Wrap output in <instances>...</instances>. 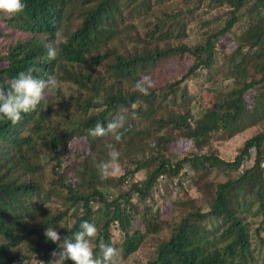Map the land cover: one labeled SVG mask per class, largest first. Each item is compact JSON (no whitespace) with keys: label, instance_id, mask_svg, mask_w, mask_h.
Listing matches in <instances>:
<instances>
[{"label":"trees","instance_id":"trees-1","mask_svg":"<svg viewBox=\"0 0 264 264\" xmlns=\"http://www.w3.org/2000/svg\"><path fill=\"white\" fill-rule=\"evenodd\" d=\"M23 2L0 14V87L33 65L61 86L0 121V264H52L45 228L63 239L83 220L119 264H264V0ZM57 31L68 42L49 61ZM121 113L120 142L89 135ZM252 127L233 158L214 147ZM107 143L120 157L101 180Z\"/></svg>","mask_w":264,"mask_h":264},{"label":"clouds","instance_id":"clouds-1","mask_svg":"<svg viewBox=\"0 0 264 264\" xmlns=\"http://www.w3.org/2000/svg\"><path fill=\"white\" fill-rule=\"evenodd\" d=\"M25 8L26 4L23 0H0V14H4L9 19L21 14ZM67 42L68 37L57 31L53 42L45 45L47 59L49 61L56 59V43L67 44ZM39 71L36 66H29L26 71H20L15 78L9 80L7 88L0 87V121L11 122L12 125L18 124L22 119V113L32 112L42 102L47 103V95L60 88L59 81L53 76L42 78L33 75ZM152 87L154 84L150 76L145 75L135 83L134 90L147 96L150 95ZM127 120V114L121 113L109 121L106 126L97 122L88 130V133L93 138L111 136L115 141L120 142L127 131L125 127ZM106 148L109 159L94 165L99 171L101 180L110 177V169L120 157V152L112 143H107ZM44 236L46 240L57 244L60 249L51 252V256L55 258L52 264H66L68 261L71 264H119L118 250L111 244L105 243L102 237L99 238L98 244L100 255H95L93 241L98 238V228L87 220L80 222L79 230L71 237L65 236L62 239L53 227L45 228Z\"/></svg>","mask_w":264,"mask_h":264},{"label":"rangeland","instance_id":"rangeland-1","mask_svg":"<svg viewBox=\"0 0 264 264\" xmlns=\"http://www.w3.org/2000/svg\"><path fill=\"white\" fill-rule=\"evenodd\" d=\"M254 132H255V127L249 128V129L241 132L240 134L234 136L233 138L215 141L214 147L217 148V150L219 151V154L223 158L231 159L237 154L238 147L241 145L243 140H245L246 138L251 136ZM187 149H193V147L190 146L189 143H185L184 141H179L176 145L175 151L177 153H180V152L187 150ZM263 165H264V162H263ZM115 166L116 165H113V167H115ZM116 171L122 172L121 168H118V167L116 168ZM167 181L168 180L165 178L163 180V182H161V183H164V182L166 183ZM202 184H204V182H202ZM110 185L117 191H120L124 188V186L121 184V182H117V181L116 182H110ZM113 188H105V191L113 192L114 191ZM180 194H181V192H180L179 187H176V189L174 190V192L172 194V199L177 198L178 196H180ZM170 205H171V200H167L166 203L163 205V208L166 209ZM143 247H144V249H142L137 255V257L140 260H145V256L152 249L151 243H149V242L144 244ZM147 251H148V253H147Z\"/></svg>","mask_w":264,"mask_h":264}]
</instances>
